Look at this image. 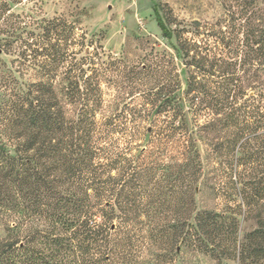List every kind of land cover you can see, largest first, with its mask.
Wrapping results in <instances>:
<instances>
[{"label": "trees", "instance_id": "16d2710c", "mask_svg": "<svg viewBox=\"0 0 264 264\" xmlns=\"http://www.w3.org/2000/svg\"><path fill=\"white\" fill-rule=\"evenodd\" d=\"M10 1L22 0H0V264H176L183 247L264 264V25L236 47L220 27L210 46L157 4L184 86L144 63L130 98L107 100L120 60L87 50L77 22L31 29ZM210 170L242 203L198 209ZM239 216L256 223L243 236Z\"/></svg>", "mask_w": 264, "mask_h": 264}, {"label": "rangeland", "instance_id": "374dc122", "mask_svg": "<svg viewBox=\"0 0 264 264\" xmlns=\"http://www.w3.org/2000/svg\"><path fill=\"white\" fill-rule=\"evenodd\" d=\"M157 4L162 6V15L176 33L207 42L210 46L216 45V32L220 27L229 32L230 45L236 47L250 31L251 22L264 25V0H22L20 3L10 1V13L20 15L31 29H35L42 19L54 17L64 18L69 23L77 22L78 34L86 35L87 50L99 47L106 55L120 60L113 74L115 82L106 88V99L119 95L129 99L127 91L134 82L131 69L135 65L141 68L144 63L158 64L156 77L164 75L161 68H165L172 75L179 72L181 85L185 83L183 66L175 58L173 48L177 38L163 37L155 14ZM1 57L7 62L12 59L5 55ZM165 77L169 78V73ZM261 149L264 151V147ZM229 173L236 181L235 170H229ZM221 179L229 181L224 190L210 187H218ZM205 180L208 184L203 183L196 195L198 209L219 212L242 203L240 196L234 194L232 180L223 172L210 170ZM239 219L242 236L256 227L253 220L245 221L242 216ZM176 264H217V261L198 249L183 247Z\"/></svg>", "mask_w": 264, "mask_h": 264}]
</instances>
